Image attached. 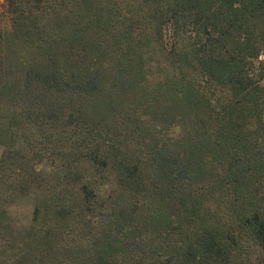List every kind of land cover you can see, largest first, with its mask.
Listing matches in <instances>:
<instances>
[{"label": "trees", "instance_id": "16d2710c", "mask_svg": "<svg viewBox=\"0 0 264 264\" xmlns=\"http://www.w3.org/2000/svg\"><path fill=\"white\" fill-rule=\"evenodd\" d=\"M6 3L0 264H264V0Z\"/></svg>", "mask_w": 264, "mask_h": 264}, {"label": "rangeland", "instance_id": "374dc122", "mask_svg": "<svg viewBox=\"0 0 264 264\" xmlns=\"http://www.w3.org/2000/svg\"><path fill=\"white\" fill-rule=\"evenodd\" d=\"M6 0H0V29H9L10 28V15L7 13V5H6ZM262 58L264 59V55L262 56ZM264 84V81H263ZM2 121H4L2 119ZM26 131H29V135L27 134H21L22 139L24 138H30V140H37L39 142L38 146H42V131H38V130H30V129H26ZM44 151H40V154H37V150L36 147H28V154H30L29 156H34V158L39 161L42 162L41 164H39L38 166L42 167L40 168L41 170H48L51 172L52 167L50 166L53 163V156L51 155V149L49 147H45V145H43ZM4 152V146L0 145V159L2 157V154ZM51 179V178H50ZM49 179V180H50ZM16 204H13L10 210V214H11V220L14 222L15 225L17 226H23L26 229H29V226L33 223V217H34V212H35V197H33V195L31 196H25L21 199H17V202H15ZM73 225H76V229L74 232H71L70 234H68L69 237L72 238H76V240H80L79 239V223L77 225V222H74ZM57 227H61V224L58 225ZM69 228L66 227L64 228L62 231H66ZM29 232V231H28ZM27 233V232H26ZM47 258V257H46ZM61 260H66L63 259V256H60ZM57 264L59 263V259H57V261H55Z\"/></svg>", "mask_w": 264, "mask_h": 264}]
</instances>
